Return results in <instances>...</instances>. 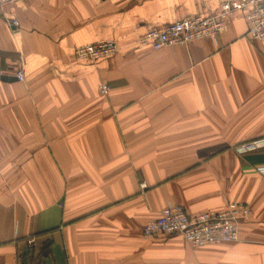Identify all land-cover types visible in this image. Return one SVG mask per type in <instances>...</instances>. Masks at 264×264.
Here are the masks:
<instances>
[{"label": "crops", "instance_id": "0c3cea01", "mask_svg": "<svg viewBox=\"0 0 264 264\" xmlns=\"http://www.w3.org/2000/svg\"><path fill=\"white\" fill-rule=\"evenodd\" d=\"M224 1L19 0L0 11V74L24 76L0 79V264H264V40L246 36L238 13L215 39L138 43ZM106 40L110 57L73 53ZM168 202L191 215L242 202L252 214L234 242L145 236Z\"/></svg>", "mask_w": 264, "mask_h": 264}, {"label": "built area", "instance_id": "2783aa9c", "mask_svg": "<svg viewBox=\"0 0 264 264\" xmlns=\"http://www.w3.org/2000/svg\"><path fill=\"white\" fill-rule=\"evenodd\" d=\"M19 0H0V11L6 6L14 5ZM241 13L246 23V36L251 40H264V0H226L213 14L205 18H185L163 26L152 27L139 36L140 45H150L159 49L171 45L187 46L189 43L211 38L215 39L225 29L229 20ZM10 27H18L15 18H6ZM114 41L106 40L76 46L73 53L77 59L88 60L91 63L98 59L110 57L117 53ZM18 80L24 76L19 69L16 72ZM106 83L98 86L102 95L109 93ZM259 142H248L240 146L242 150L252 149ZM264 171V165L256 168ZM252 209L242 202H230L221 211H203L198 214H188L179 203L168 202L159 214L150 219L142 229L145 236L154 234H178L191 246L234 242L238 240L239 224L250 218ZM33 240L28 241L32 244Z\"/></svg>", "mask_w": 264, "mask_h": 264}, {"label": "water", "instance_id": "95a60500", "mask_svg": "<svg viewBox=\"0 0 264 264\" xmlns=\"http://www.w3.org/2000/svg\"><path fill=\"white\" fill-rule=\"evenodd\" d=\"M0 79L3 81H15L17 78L16 76H7L0 74Z\"/></svg>", "mask_w": 264, "mask_h": 264}]
</instances>
